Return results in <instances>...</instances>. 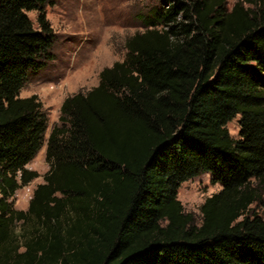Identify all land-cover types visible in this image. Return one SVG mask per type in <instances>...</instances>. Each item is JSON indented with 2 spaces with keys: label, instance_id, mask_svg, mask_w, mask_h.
<instances>
[{
  "label": "trees",
  "instance_id": "16d2710c",
  "mask_svg": "<svg viewBox=\"0 0 264 264\" xmlns=\"http://www.w3.org/2000/svg\"><path fill=\"white\" fill-rule=\"evenodd\" d=\"M48 1L0 0V264H264V0L153 4L124 58L62 101L21 210L47 117L19 91L54 59ZM204 172L221 189L197 223L177 189Z\"/></svg>",
  "mask_w": 264,
  "mask_h": 264
},
{
  "label": "rangeland",
  "instance_id": "374dc122",
  "mask_svg": "<svg viewBox=\"0 0 264 264\" xmlns=\"http://www.w3.org/2000/svg\"><path fill=\"white\" fill-rule=\"evenodd\" d=\"M235 1L226 0L227 6L230 8ZM153 4H158V0H50L44 5L46 19L55 33L54 59L29 73L19 96L38 97L47 117V129L43 146L26 165L39 176L15 191L11 200L16 209H27L35 186L43 182L49 169L45 160L46 139L58 123L64 98L97 86L100 71L124 58L125 40L144 29L141 17ZM27 15L36 26L37 12L28 11ZM238 119L237 115L226 124L233 138L239 136ZM211 179V174L204 172L181 182L177 189V199L184 211L191 213L197 223L201 220L203 201L221 189ZM263 205L264 196L261 203H253L250 208L261 214Z\"/></svg>",
  "mask_w": 264,
  "mask_h": 264
}]
</instances>
